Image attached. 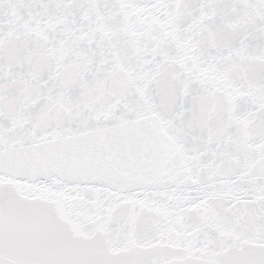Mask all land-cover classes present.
I'll use <instances>...</instances> for the list:
<instances>
[{"label":"snow or ice","instance_id":"1","mask_svg":"<svg viewBox=\"0 0 264 264\" xmlns=\"http://www.w3.org/2000/svg\"><path fill=\"white\" fill-rule=\"evenodd\" d=\"M0 264H264V0H0Z\"/></svg>","mask_w":264,"mask_h":264}]
</instances>
